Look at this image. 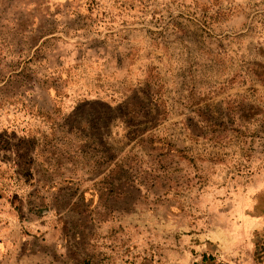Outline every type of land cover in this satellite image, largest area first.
I'll list each match as a JSON object with an SVG mask.
<instances>
[{
  "label": "rangeland",
  "instance_id": "obj_1",
  "mask_svg": "<svg viewBox=\"0 0 264 264\" xmlns=\"http://www.w3.org/2000/svg\"><path fill=\"white\" fill-rule=\"evenodd\" d=\"M0 264H264V0H0Z\"/></svg>",
  "mask_w": 264,
  "mask_h": 264
}]
</instances>
